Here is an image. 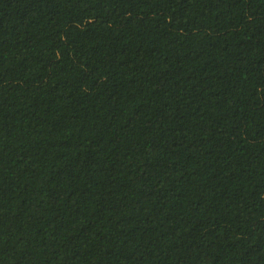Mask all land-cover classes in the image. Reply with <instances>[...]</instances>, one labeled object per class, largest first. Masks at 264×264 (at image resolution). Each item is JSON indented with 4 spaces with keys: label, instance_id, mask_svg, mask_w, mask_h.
I'll use <instances>...</instances> for the list:
<instances>
[{
    "label": "trees",
    "instance_id": "1",
    "mask_svg": "<svg viewBox=\"0 0 264 264\" xmlns=\"http://www.w3.org/2000/svg\"><path fill=\"white\" fill-rule=\"evenodd\" d=\"M0 264H264V0H0Z\"/></svg>",
    "mask_w": 264,
    "mask_h": 264
}]
</instances>
